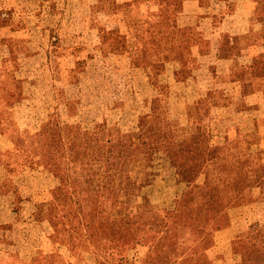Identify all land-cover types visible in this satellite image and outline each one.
I'll list each match as a JSON object with an SVG mask.
<instances>
[{"label":"rangeland","instance_id":"1","mask_svg":"<svg viewBox=\"0 0 264 264\" xmlns=\"http://www.w3.org/2000/svg\"><path fill=\"white\" fill-rule=\"evenodd\" d=\"M160 1L169 3L157 23L151 21L150 6ZM244 1L253 2H239ZM114 2H130L123 9L128 31L104 17L105 11L116 12ZM177 2L183 0H0V240L5 241L0 258H33L31 264H146L158 231L170 221L163 220L167 211L184 206L202 213L212 199L213 210L202 226L215 234L210 253L215 264L225 257L216 229L235 218L247 224L233 242L236 264H264V178L254 163L263 160L250 155L261 153L264 141L252 143L258 129L245 136L247 142L239 140L252 122L247 119V125L245 116L242 124L239 114L246 104L225 95L230 77L215 70L195 75L196 60L183 53L186 41L168 36ZM178 62L177 76L184 82L171 88ZM190 74L197 79H187ZM212 78L228 81L198 98L201 83ZM157 87L161 100L149 124L140 125ZM263 113L264 103L258 114ZM171 117L184 126L173 137L167 129L178 122ZM133 134L142 135L139 141L145 144L129 160L140 164L134 173L148 172V182L139 172L135 188L128 184L125 193H111L114 184L123 186L111 163L119 171L128 160L120 154L127 141H120ZM96 169L106 172L97 199L108 209L90 213L78 202L88 207L91 198L83 192L75 197L73 187ZM219 183L225 184L226 199L237 200L230 208L213 201L219 192L211 188ZM54 207L63 214L76 210L85 219L94 214L105 221L110 214L120 224L140 223L134 225L135 239L123 246L128 233L122 240H107L97 226L94 243L106 247L96 249L84 233L75 241L65 239L66 231L56 233L63 225H53L60 215L50 213ZM157 214L161 219L151 224Z\"/></svg>","mask_w":264,"mask_h":264},{"label":"crops","instance_id":"2","mask_svg":"<svg viewBox=\"0 0 264 264\" xmlns=\"http://www.w3.org/2000/svg\"><path fill=\"white\" fill-rule=\"evenodd\" d=\"M239 1L183 0V2H177L171 29L167 32L171 40L181 37L186 41L187 48L183 53L189 54L190 58L196 60L197 65L193 68L195 75L203 73L202 70L204 72L215 70L225 77H230L229 81L223 78V81L218 83L217 79L213 78L204 80L201 83V87H204L203 92L199 93L198 98L207 96L213 86L226 85L224 82L228 81L229 89H225V95H229L236 104H246L243 110L239 108L241 112L239 115L242 116V120L246 116V124L247 119H251V128L241 130L249 134L257 129L256 122H264V113L258 114L264 103V2ZM95 3L100 4L101 2H93ZM129 3L114 2L117 5L116 12L105 11L104 17L118 22L128 31L130 21L125 17L123 9ZM168 3L160 1L151 4L150 11L153 12L151 21L160 23L163 20L161 13L164 12ZM96 26L99 30V26ZM186 29L193 30V32L181 36L180 31ZM156 32L161 33L160 30ZM176 59L179 61L178 58ZM246 86L253 89L245 91ZM129 137L137 141L142 140V135L133 134V136H127ZM127 138L120 142H126ZM141 174L148 182L146 172ZM128 181H132V184ZM128 181V183L123 182V186L119 187L114 184L112 189L110 188L111 193L112 191H124L125 193L128 184L130 189L135 188L136 180L129 178Z\"/></svg>","mask_w":264,"mask_h":264},{"label":"trees","instance_id":"3","mask_svg":"<svg viewBox=\"0 0 264 264\" xmlns=\"http://www.w3.org/2000/svg\"><path fill=\"white\" fill-rule=\"evenodd\" d=\"M252 1L254 2L256 0H252ZM175 66H174L175 79L173 82H171L170 85L171 88L174 86L175 88H177V86H179L178 85L179 83L184 82L183 79H179L177 76V72L181 69L182 66H180L179 62ZM156 67L159 68V66ZM149 68H150L149 70L152 71L154 67L150 66ZM186 78L197 79V76L190 74ZM170 86L168 87L170 88ZM156 90L157 92L153 96L151 102V111L142 116L139 123L140 125L149 124L153 116L154 110L161 100L159 96L158 87ZM169 96H170V91H169ZM195 99L186 100V102L192 103ZM178 102L180 103V101ZM180 112L181 113L186 112L185 105L181 107ZM171 121L173 123L178 122L174 118H172ZM255 126L260 132L258 133L259 136L257 141H252V143L264 141V122H256ZM183 129L184 126L178 122L177 127L175 126V128L173 129L169 128L167 129V132L168 131L172 132L169 135L170 137H173V135H175V132L182 131ZM247 135L248 133L241 132L239 134V140L241 142H247L245 138V136ZM109 141L111 142V139L107 140V142ZM248 143H251V141H249ZM143 144H145V142L134 140L132 137L127 138L126 144L122 145L123 148L121 147V149L124 150L125 153L120 152V154L121 157H125L124 161L126 159L128 160L126 162L121 163V166H119L120 168L119 171L115 170L116 169L115 166L117 165L111 163V167H112L111 170H113L114 175L119 174V177L123 178L122 179L123 182H127L129 178H134L135 180H139L140 177L137 176L138 174L137 172H141V173L145 172L142 171L141 168H138L140 171L137 170L136 174H133L135 167L136 168L139 167L140 164L134 163L129 160V159H133L136 152L141 148V145ZM104 147H106L105 144ZM106 148H108L107 150L109 151L111 150L110 152H112V149H110L109 146ZM254 153L255 152H250V155L254 156L258 154L259 159L263 160L262 164L260 163V160L254 163L260 164V168H258L257 174L258 176L264 178V157H263L264 149L261 150V153H255V154ZM146 174L148 175L147 171ZM105 177H106L105 171L101 173V170L96 169L93 171L92 176L90 175V177H86L83 180H81L80 184L77 187L76 185H74L73 192L75 197H78V195L83 192L87 194L89 198H91L87 204L88 207H84L83 205H81V203L79 205L78 202V206L80 209L84 208L88 210V212L90 213H92L96 208H102L103 212L107 211L108 204L103 200L98 201L97 199L100 194L102 181ZM224 187L225 184L219 183L211 188V191L213 190L215 192H219V194L215 195L213 201L215 202V204L224 202L227 205H229L230 208L231 206L234 205L235 202H237V200L235 199V201L232 202L230 201V199H226L224 197L225 195ZM262 198L264 200V195ZM212 205H213L212 199H210L209 202L205 204L204 211H202V213L201 212L194 213L190 208L184 206H176L174 209L167 211L166 212L167 214L163 217V220H165L164 218L168 217L170 218V221L168 223L166 222V224H164L165 227L158 231L161 233L160 238L158 241L152 244V247L149 253L147 254V258L145 259L146 264H215L213 258L210 256V253L212 252L211 248L213 247V243H214L213 238L215 234H213V231L205 229L202 226L205 216H207L208 213L213 210ZM228 209L226 210V212H228ZM53 212H57V213L59 212L60 214L59 216L58 215L54 216L56 219L55 223L57 222V224H55L53 220V225L55 227L58 224L63 225L62 227L63 229L55 228L56 233H58L60 230H62L63 232L66 231L67 236L65 239L69 241L72 240L75 241L74 239L77 237L78 234L84 233V237L87 238L90 242L89 245L90 246L93 245L96 249L106 247V245L104 244L94 243L96 239L94 238V236H98L96 232L97 226L98 228H100V234L102 235V237H104L107 240H113L115 238H117L118 240H122V237L128 233L129 236L127 237V239L123 240V242L121 243V246H123L126 245L127 243L129 244V242L131 243V241L135 239L133 238L136 234L135 233L136 227H134V225L140 223L139 220L126 219L125 222L127 225L120 224L121 220L118 217L111 216L110 214L105 219V221H103L102 217L97 218L94 214L90 218L85 219V216L84 217L79 216L76 210L75 211L72 210L68 213L63 214L60 213L61 211L57 207H54L52 210H50V213ZM121 215L122 214H120V216ZM159 219H161V217L160 215L157 214L154 220L151 221V224L157 222ZM246 226L247 224L245 222L235 218L232 219V221H230V223L227 226H219L216 229V231L218 230L217 235L220 236V239L217 241V243L219 242V244H221V246L225 250V257L219 259L220 264H228L229 260H233L234 261L233 263L235 264L239 262L237 253H235L233 250V242L235 240L237 241L238 239H241L242 233L246 231ZM150 230H154V228L150 227ZM2 242L5 241L0 240V244H2ZM32 260L33 258L27 261H19V260L7 261V259H3L2 257L0 258V264H31L33 263Z\"/></svg>","mask_w":264,"mask_h":264}]
</instances>
